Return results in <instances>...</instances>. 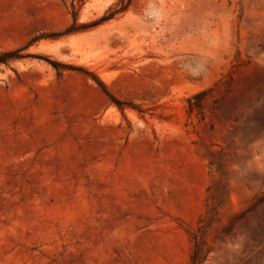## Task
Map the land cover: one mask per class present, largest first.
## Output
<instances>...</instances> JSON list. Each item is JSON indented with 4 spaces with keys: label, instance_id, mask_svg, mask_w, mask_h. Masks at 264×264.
I'll return each mask as SVG.
<instances>
[{
    "label": "rangeland",
    "instance_id": "374dc122",
    "mask_svg": "<svg viewBox=\"0 0 264 264\" xmlns=\"http://www.w3.org/2000/svg\"><path fill=\"white\" fill-rule=\"evenodd\" d=\"M0 264H264V0H0Z\"/></svg>",
    "mask_w": 264,
    "mask_h": 264
},
{
    "label": "trees",
    "instance_id": "16d2710c",
    "mask_svg": "<svg viewBox=\"0 0 264 264\" xmlns=\"http://www.w3.org/2000/svg\"><path fill=\"white\" fill-rule=\"evenodd\" d=\"M8 54H10V53H4V54L0 55V62H4V60H5L4 57H6V56H12V55H8Z\"/></svg>",
    "mask_w": 264,
    "mask_h": 264
}]
</instances>
